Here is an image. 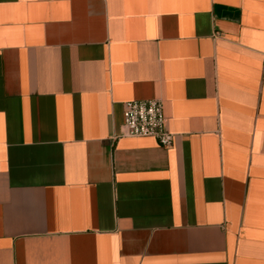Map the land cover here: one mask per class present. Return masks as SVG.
<instances>
[{"label":"crops","instance_id":"obj_1","mask_svg":"<svg viewBox=\"0 0 264 264\" xmlns=\"http://www.w3.org/2000/svg\"><path fill=\"white\" fill-rule=\"evenodd\" d=\"M0 264H264V0H0Z\"/></svg>","mask_w":264,"mask_h":264},{"label":"built area","instance_id":"obj_2","mask_svg":"<svg viewBox=\"0 0 264 264\" xmlns=\"http://www.w3.org/2000/svg\"><path fill=\"white\" fill-rule=\"evenodd\" d=\"M121 136L154 138L163 148H169L174 134L168 131L164 104L161 99L129 100L123 103Z\"/></svg>","mask_w":264,"mask_h":264}]
</instances>
